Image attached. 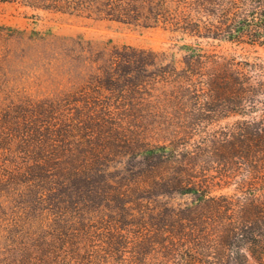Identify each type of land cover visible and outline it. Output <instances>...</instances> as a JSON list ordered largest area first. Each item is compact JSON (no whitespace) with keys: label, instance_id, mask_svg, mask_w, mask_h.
Segmentation results:
<instances>
[{"label":"rangeland","instance_id":"obj_1","mask_svg":"<svg viewBox=\"0 0 264 264\" xmlns=\"http://www.w3.org/2000/svg\"><path fill=\"white\" fill-rule=\"evenodd\" d=\"M149 4L0 3V264H197L191 254H214L222 227L190 190L204 167L217 174L200 144L215 158L211 140L240 116L220 106L216 122L198 121L204 86L185 81L181 46L222 54L206 59L216 72L232 57L264 61V45L154 25Z\"/></svg>","mask_w":264,"mask_h":264},{"label":"trees","instance_id":"obj_2","mask_svg":"<svg viewBox=\"0 0 264 264\" xmlns=\"http://www.w3.org/2000/svg\"><path fill=\"white\" fill-rule=\"evenodd\" d=\"M94 1L0 0V3L20 4L33 10L91 12ZM104 5L109 7L104 10L106 15H117L111 3ZM147 11L145 17L153 20L154 25H169L173 31L197 40L264 45V0H151ZM122 14L129 23V19H138L131 12ZM143 25L151 26L145 22ZM181 47L187 49L185 81L204 86L197 98L198 121L204 126L212 124L219 115L211 113L221 114V110L225 112L221 115L240 116L228 122L226 130L217 131L211 140L215 158H206L209 152L206 141L200 144L201 161L214 163L212 167L217 174L208 179V168L203 165L201 179L190 191L199 200L210 203L215 227H222V232L211 245L213 255L195 247L201 258L191 254L188 260L197 264H264V61L232 57L221 69L211 72L206 59L216 63L215 57L222 54L212 53L200 44ZM231 187L232 192L214 193ZM195 249L192 251L197 254Z\"/></svg>","mask_w":264,"mask_h":264}]
</instances>
